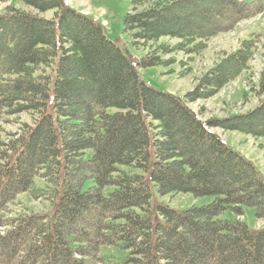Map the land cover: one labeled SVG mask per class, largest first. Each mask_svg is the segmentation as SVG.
I'll list each match as a JSON object with an SVG mask.
<instances>
[{
    "label": "trees",
    "instance_id": "16d2710c",
    "mask_svg": "<svg viewBox=\"0 0 264 264\" xmlns=\"http://www.w3.org/2000/svg\"><path fill=\"white\" fill-rule=\"evenodd\" d=\"M17 1L34 13L9 6L0 14V264H264V228L219 218L248 207L264 220V177L216 132L264 138V101L225 119L202 120L190 107L248 68L254 41L183 97L148 87L138 72L176 62L162 55L199 54L262 13L264 0H129L124 31L133 45H153L139 59L65 0ZM21 114L30 123L5 132L4 121ZM152 186L214 202L157 205L154 221ZM23 193L51 214L13 212ZM101 246L128 256L105 259Z\"/></svg>",
    "mask_w": 264,
    "mask_h": 264
},
{
    "label": "rangeland",
    "instance_id": "374dc122",
    "mask_svg": "<svg viewBox=\"0 0 264 264\" xmlns=\"http://www.w3.org/2000/svg\"><path fill=\"white\" fill-rule=\"evenodd\" d=\"M66 2L76 11L94 18L100 23L107 38L120 48L127 50L132 58L139 59L145 56L153 47V45L149 47L150 43L146 46H142L140 43L133 45V39L124 31V17L131 13L129 0H66ZM9 6L34 13L32 9L21 2L10 0L0 3V14ZM176 13L185 16L189 12L177 10ZM51 15L52 12H48L41 16L48 19ZM246 40H253L255 46L254 55L248 61V68L221 87L214 95L195 100L190 104V107L200 114L202 120L244 115L264 101V84H261L262 80L264 81V12L240 21L232 29L208 39L205 48L199 54L191 56L190 59H186L183 53H174V56L162 55L166 60L173 57L176 62L138 69L139 76L150 88L183 97L187 93L193 92L201 77L222 59L239 50L241 44ZM158 41L159 43L171 42L164 37ZM178 60H182V63H179ZM110 111L112 112V110ZM23 123H30V118L25 114L14 115L8 117L2 127L5 132L15 133L19 131ZM258 125L262 126V121H259ZM216 132L228 145L250 158L264 175V138H253L238 131L216 130ZM89 154L90 152L87 153V155ZM39 185H42L41 182ZM213 202L214 198L209 196L194 197L191 194L182 193L160 195L155 187H151V217L154 221H160L156 213L157 205L168 206L175 211H185L192 206L201 207ZM15 203L12 210L17 213L23 210L47 214L52 212L46 202L34 201L29 193L20 194ZM241 209L242 215L238 219L244 222L251 231L264 228V220H257L253 209L248 207ZM219 218L233 221L237 215L231 210H226ZM99 255L111 261L122 262L127 258L128 251L119 246H101Z\"/></svg>",
    "mask_w": 264,
    "mask_h": 264
}]
</instances>
